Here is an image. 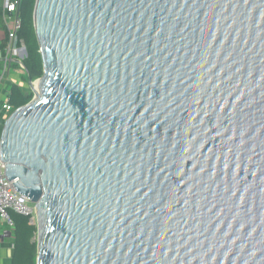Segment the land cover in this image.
<instances>
[{
  "label": "water",
  "instance_id": "95a60500",
  "mask_svg": "<svg viewBox=\"0 0 264 264\" xmlns=\"http://www.w3.org/2000/svg\"><path fill=\"white\" fill-rule=\"evenodd\" d=\"M34 23L41 90L0 158L37 264H264V0H37Z\"/></svg>",
  "mask_w": 264,
  "mask_h": 264
},
{
  "label": "built area",
  "instance_id": "2783aa9c",
  "mask_svg": "<svg viewBox=\"0 0 264 264\" xmlns=\"http://www.w3.org/2000/svg\"><path fill=\"white\" fill-rule=\"evenodd\" d=\"M20 3L21 0H0V19L4 29L0 41V139L5 122L14 111L10 103L11 86L19 85L22 82L19 79L27 73L24 62L29 53L24 39L19 36L22 28ZM35 82L31 79L33 89ZM3 165L6 162L0 158V216L11 230L15 225L12 212L29 217L30 223L37 225L35 203L17 190L15 180L9 179L7 168ZM4 244L5 239L1 235L0 245Z\"/></svg>",
  "mask_w": 264,
  "mask_h": 264
},
{
  "label": "trees",
  "instance_id": "16d2710c",
  "mask_svg": "<svg viewBox=\"0 0 264 264\" xmlns=\"http://www.w3.org/2000/svg\"><path fill=\"white\" fill-rule=\"evenodd\" d=\"M36 2L37 0H21L19 7L22 17V28L19 31V36L24 39L29 53L24 65L28 77L32 80L38 79L44 73L43 59L34 23ZM31 100L32 93L25 94V90L18 84L11 86L10 103L14 110ZM12 217L15 225L12 229L13 251L10 264H37L38 244L36 236L38 226L31 224L30 218L27 216L12 212Z\"/></svg>",
  "mask_w": 264,
  "mask_h": 264
},
{
  "label": "rangeland",
  "instance_id": "374dc122",
  "mask_svg": "<svg viewBox=\"0 0 264 264\" xmlns=\"http://www.w3.org/2000/svg\"><path fill=\"white\" fill-rule=\"evenodd\" d=\"M1 23V21H0ZM22 81L19 85L25 90V94L32 93V99L37 98L38 94L35 89L32 88V85L30 84V78L28 77V74L25 73L23 78H20L19 81ZM36 83V82H35ZM41 90V88H40ZM39 220L37 219V225H39ZM12 230L8 228L6 225V221L0 216V236L2 235L5 239V247L8 250V253H11L13 251V243H12ZM36 239L38 240V231ZM5 258V257H4ZM10 259H8V256L6 257V263H9Z\"/></svg>",
  "mask_w": 264,
  "mask_h": 264
},
{
  "label": "crops",
  "instance_id": "0c3cea01",
  "mask_svg": "<svg viewBox=\"0 0 264 264\" xmlns=\"http://www.w3.org/2000/svg\"><path fill=\"white\" fill-rule=\"evenodd\" d=\"M0 21H1V19H0ZM3 36H4V29H3V24L1 21V23H0V41H1ZM7 253H8V250L6 249L5 244L3 246L0 245V264H10V262L6 263V257L8 256V259H11L12 251L9 254H7Z\"/></svg>",
  "mask_w": 264,
  "mask_h": 264
},
{
  "label": "bare ground",
  "instance_id": "6f19581e",
  "mask_svg": "<svg viewBox=\"0 0 264 264\" xmlns=\"http://www.w3.org/2000/svg\"><path fill=\"white\" fill-rule=\"evenodd\" d=\"M34 87H35V89H36V91H37V94H39V91H40V83H39V81H37L35 84H34ZM38 97V96H37Z\"/></svg>",
  "mask_w": 264,
  "mask_h": 264
}]
</instances>
